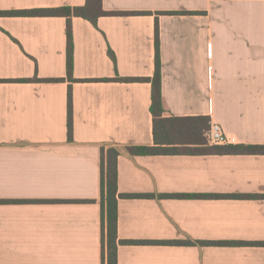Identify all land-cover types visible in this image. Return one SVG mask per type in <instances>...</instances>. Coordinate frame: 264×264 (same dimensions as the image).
Returning a JSON list of instances; mask_svg holds the SVG:
<instances>
[{"label":"crops","instance_id":"1","mask_svg":"<svg viewBox=\"0 0 264 264\" xmlns=\"http://www.w3.org/2000/svg\"><path fill=\"white\" fill-rule=\"evenodd\" d=\"M84 3L0 0V10ZM102 8L124 13L71 18V78L65 17L0 16V264H106L100 148L153 144L156 31L165 115L208 116L226 136L217 145H264V0ZM117 189L134 195L118 198L117 264H264L262 245L198 243L264 241V198L159 196L264 194V153H121Z\"/></svg>","mask_w":264,"mask_h":264},{"label":"trees","instance_id":"2","mask_svg":"<svg viewBox=\"0 0 264 264\" xmlns=\"http://www.w3.org/2000/svg\"><path fill=\"white\" fill-rule=\"evenodd\" d=\"M108 12L102 8V0H85L83 5H61L49 8L0 10V16H63L66 18V73L71 78L73 67V42L71 18L74 16L89 20L94 25L98 17ZM135 13V12H134ZM154 72L148 79L151 82L152 145L116 144L101 145L100 148V205H101V242L102 258L106 264H117V203L124 195L117 189V159L121 153L129 155H175V154H219V153H264V145H217L209 144L206 132L209 128L208 116H174L165 115L161 95V63L159 58V41L157 31L154 38ZM114 62L112 51L108 50ZM35 79V78H34ZM33 79V80H34ZM31 80V79H28ZM58 80V79H51ZM126 80H131L128 78ZM67 137L72 138V102L70 89L67 96ZM160 197H231V198H264V194H161ZM158 243L194 244L186 241L162 240ZM200 245H262L264 241H198Z\"/></svg>","mask_w":264,"mask_h":264},{"label":"built area","instance_id":"3","mask_svg":"<svg viewBox=\"0 0 264 264\" xmlns=\"http://www.w3.org/2000/svg\"><path fill=\"white\" fill-rule=\"evenodd\" d=\"M206 137L209 144H224L226 141L222 127L216 122H210Z\"/></svg>","mask_w":264,"mask_h":264}]
</instances>
